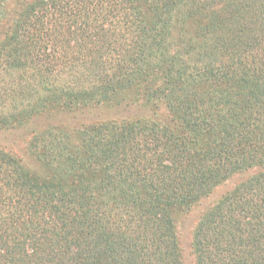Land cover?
I'll list each match as a JSON object with an SVG mask.
<instances>
[{
	"label": "trees",
	"instance_id": "trees-1",
	"mask_svg": "<svg viewBox=\"0 0 264 264\" xmlns=\"http://www.w3.org/2000/svg\"><path fill=\"white\" fill-rule=\"evenodd\" d=\"M2 23L0 135L26 148L0 147V264H186L181 218L240 175L190 254L264 264V0H0Z\"/></svg>",
	"mask_w": 264,
	"mask_h": 264
},
{
	"label": "rangeland",
	"instance_id": "rangeland-1",
	"mask_svg": "<svg viewBox=\"0 0 264 264\" xmlns=\"http://www.w3.org/2000/svg\"><path fill=\"white\" fill-rule=\"evenodd\" d=\"M13 6H14V3H12L10 5V9H12ZM3 23H2V26L0 27V29H2L4 27ZM0 37H1V35H0ZM60 73H63V72L60 71V69H58L53 74L52 84H51V87H50V85H49V87L51 89H59V87H66L67 89H72V88H69L68 83H64L66 77ZM55 76H56V78H55ZM3 87L6 88L4 86V84L2 83V81H0V91L1 92H2V90H5V89H3ZM39 91H41V93H43L45 95L47 93V91H45L44 89H40ZM18 98L24 99L22 97H18ZM37 102L38 101L33 100L32 103L36 104ZM18 104H19L20 108L22 109L23 108V102L18 101ZM2 107H3V111L8 113L10 111V109L12 108V105L10 106L8 104V102H6V104H5L3 102V98H2V99H0V110L2 109ZM88 117L91 119H93V118L95 119V118H97V114L94 113V114H92V116H88ZM75 120L76 119L73 116H67V114H65V115L64 114L63 115L54 114L52 119L48 118V115H42L36 121L39 122L38 125L41 124V126L46 125L48 123L50 125L55 124V126H57V125L64 126V125H69V124L74 125L75 123L72 124V123H70V121H75ZM34 124L35 123L32 122V124H30L27 127L26 133L29 134L31 131H34V128H35ZM25 143H26V140H22L21 137H20V139L16 140L14 135H10V134L0 135V147L4 148L6 151L12 153L14 156L22 157L25 154V148H26ZM243 178H245V175L236 176L234 179L230 180L224 186L216 189V191H214L213 194L204 203H202L201 205H199L196 208L189 211L184 216V218L183 217L181 218L180 235H181V243L183 244V247H184V257H185L186 264H193V259L191 257L190 250H189V240L191 237L193 226L196 224L197 219H198L199 215L201 214V211L205 207H207L208 205H211L216 200H218L224 192H226L227 190L232 188L237 182H239Z\"/></svg>",
	"mask_w": 264,
	"mask_h": 264
}]
</instances>
